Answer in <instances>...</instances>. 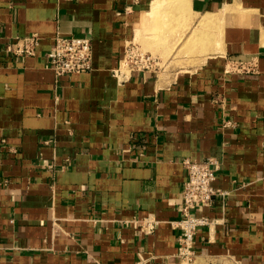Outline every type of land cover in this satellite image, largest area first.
Returning a JSON list of instances; mask_svg holds the SVG:
<instances>
[{
	"label": "crops",
	"instance_id": "1",
	"mask_svg": "<svg viewBox=\"0 0 264 264\" xmlns=\"http://www.w3.org/2000/svg\"><path fill=\"white\" fill-rule=\"evenodd\" d=\"M155 1L0 0V264H186L184 162L208 158L224 195L192 264H264V0H186L173 24L172 2L149 23ZM208 14L207 56L168 59ZM57 32L92 39V71L55 76ZM35 33V56L6 52ZM130 43L181 66L126 67Z\"/></svg>",
	"mask_w": 264,
	"mask_h": 264
},
{
	"label": "built area",
	"instance_id": "2",
	"mask_svg": "<svg viewBox=\"0 0 264 264\" xmlns=\"http://www.w3.org/2000/svg\"><path fill=\"white\" fill-rule=\"evenodd\" d=\"M41 42L42 37L38 33L16 37L6 45L5 50L16 57H31L36 55ZM135 48L134 43H130L126 49L124 61H127L129 68L150 71L152 67L157 66L152 57L138 53ZM47 58L57 78L90 72L93 69L92 39L88 36L66 35L57 32ZM234 64L238 63L234 62ZM236 67L239 69L243 66L239 64ZM184 164L188 169V178L181 191V218L174 224L180 230L177 254L184 263L192 264L197 256L196 236L200 229L212 223L204 215V211L211 206L217 196L224 195V192L214 186L221 167L218 159L187 160ZM158 223V221L145 219L142 227L152 232Z\"/></svg>",
	"mask_w": 264,
	"mask_h": 264
},
{
	"label": "bare ground",
	"instance_id": "3",
	"mask_svg": "<svg viewBox=\"0 0 264 264\" xmlns=\"http://www.w3.org/2000/svg\"><path fill=\"white\" fill-rule=\"evenodd\" d=\"M180 1L181 0H171V1H168V0H156L155 1V6H154L153 10L149 13V23L151 21H153L154 19L157 18V15L161 11V8L163 6V3H165V2H168V3L170 2L171 3L172 2V6L173 7L177 5V10H176L177 11V14L176 13H173L169 17V18H171L170 20H171V23L173 24L175 22V20L179 19L182 16V13L185 10H187L186 0H182L183 1V4H180ZM218 24H219L218 17H216L214 15H211V14H208V15L204 16L201 19V21L199 22V26L198 27H194L193 30L191 31V33L188 34V37L186 38V41L184 42L183 45L184 46H188L189 47V50H193V51L196 50L197 53H198V51H200V53L203 52L204 55H206L207 54V50H208V46H209L210 40H211V37H210L211 29L213 27H215V25H218ZM177 41L179 42L180 40L177 39ZM174 43H175V41H174ZM177 44L178 43H176L173 46H176ZM193 51H191V52H193ZM170 55L168 54V57ZM125 66L129 67L128 64H127V61H125Z\"/></svg>",
	"mask_w": 264,
	"mask_h": 264
},
{
	"label": "rangeland",
	"instance_id": "4",
	"mask_svg": "<svg viewBox=\"0 0 264 264\" xmlns=\"http://www.w3.org/2000/svg\"><path fill=\"white\" fill-rule=\"evenodd\" d=\"M180 4H183V1L182 0L180 1ZM185 11H187V10H185ZM183 13H182V16H183ZM192 30H193V28H191V31ZM190 33H188V34H190ZM219 34H220L219 33V30L216 28L215 35L218 36ZM162 35H165V33L164 34L162 33ZM159 36H160V33L159 32H154V35L153 36L150 35V41H151V43L153 41L154 44L155 43L157 44V41H159V40H157L159 38ZM179 38H178V40H179ZM174 41H175V43H174ZM179 42L177 41L176 38H172V40H171V44H172L171 47L172 48L169 49V53H168L169 55L171 54V56H172V55L175 54L176 56H180V55H183V54L184 55L185 54L186 55H189V54L190 55L197 54L196 50H194V51L193 50H189V47L188 46H184V45H183L184 51H182L181 49L177 50L178 49L177 48V45L176 46H173V45H175L176 43H179ZM134 45L137 48V50H138L137 52L138 53H143L144 55L150 56V57L153 58V60H155V62L157 63V66H154V67H152L150 69V71L153 72V73H156V74H159V75H163V74L165 75V74H167L170 71H173L175 69H179L180 66H181V64L179 63V60L178 59H175L174 61H172V59H171L172 62H169L168 59L170 58V56L168 57L166 55L168 59H163L162 54L159 55V54H156V53H152L151 48H148L145 45L143 46L140 43H134ZM191 51H193V52H191ZM198 53H200V51H198ZM200 54L201 55H204L203 52L200 53Z\"/></svg>",
	"mask_w": 264,
	"mask_h": 264
}]
</instances>
